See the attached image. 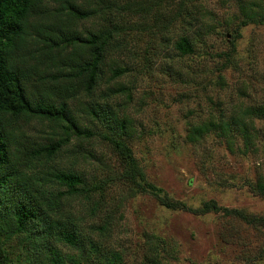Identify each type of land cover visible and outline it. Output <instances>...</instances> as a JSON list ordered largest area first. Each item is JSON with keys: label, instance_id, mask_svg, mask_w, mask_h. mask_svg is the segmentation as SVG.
Returning <instances> with one entry per match:
<instances>
[{"label": "rangeland", "instance_id": "1", "mask_svg": "<svg viewBox=\"0 0 264 264\" xmlns=\"http://www.w3.org/2000/svg\"><path fill=\"white\" fill-rule=\"evenodd\" d=\"M178 1L116 0L109 15L120 28L119 46L105 60L128 68L112 82L126 83L130 96L120 92L109 100L132 119L128 143L145 178L181 205L167 207L152 191L131 189L108 141L74 137L51 163L77 169L87 185H101L62 198L63 213L76 220L83 241L98 246L82 258L78 249L53 241L65 264H108L112 251L121 253L122 264H264V226L224 210L264 215V194L254 187L264 181V116L255 109L264 106V19L240 25V4L264 13V0H193L180 14ZM184 33L194 48L188 54L174 46ZM109 83L102 80L93 95L102 97ZM233 117L246 122L249 140L233 122L227 133L210 129L188 138L192 124ZM92 126L102 129L99 122ZM39 128L35 120L26 126L31 133ZM211 200L221 208L203 211ZM18 243L17 236L8 241L14 264Z\"/></svg>", "mask_w": 264, "mask_h": 264}, {"label": "trees", "instance_id": "2", "mask_svg": "<svg viewBox=\"0 0 264 264\" xmlns=\"http://www.w3.org/2000/svg\"><path fill=\"white\" fill-rule=\"evenodd\" d=\"M96 1L0 0V264H14L8 246L14 236L19 238L18 264H65L54 242L78 249L82 258H91L96 252V241H83L76 220L63 213L62 198L87 195L100 190L101 185H87L77 169L51 163L74 137L98 136L108 141L124 165L121 178L131 182V189L152 191L167 207L181 205L160 194L162 188L145 178L128 143L134 131L132 119L120 114L109 100L120 92L130 96L126 83L112 82L128 68L105 60L110 49L119 46L115 34L120 28L109 15L116 0ZM188 1L193 0L178 1V14L187 8ZM240 10V25L264 19V13H257L250 5L241 3ZM191 12L189 17L197 22L198 16ZM93 17L94 25L80 27L82 21ZM174 46L181 54L194 51L185 33L175 39ZM102 80L111 83L102 97H95L93 92ZM83 92L90 98H80ZM255 109L264 116V106ZM34 120L42 125L38 133L26 130ZM93 122H99L102 129L94 128ZM231 122L250 139L246 122L235 117L192 124L188 138L195 140L210 129L227 133ZM77 146L79 152L83 145L78 142ZM254 187L264 194L261 178ZM220 208L212 200L202 207L203 211ZM224 210L264 226V215L239 208ZM108 264H122L121 253L112 251Z\"/></svg>", "mask_w": 264, "mask_h": 264}]
</instances>
